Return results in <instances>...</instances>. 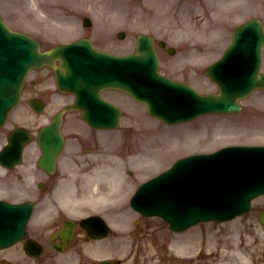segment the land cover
Wrapping results in <instances>:
<instances>
[{
    "label": "rangeland",
    "instance_id": "1",
    "mask_svg": "<svg viewBox=\"0 0 264 264\" xmlns=\"http://www.w3.org/2000/svg\"><path fill=\"white\" fill-rule=\"evenodd\" d=\"M201 2H195L194 4L193 3H189V6L190 8L192 9H196L197 6L198 7H201V5L203 4V2H205L206 0H199ZM209 1H212V0H209ZM214 1H217V0H214ZM235 0H232V2H234ZM262 0H257L258 3H260ZM39 2V1H38ZM25 3V0H0V7L1 9L3 10V12L5 13V15L8 17V19L13 23L15 22L16 24L20 25L21 23V20H20V17H21V13L20 11L16 8V5L17 6H20L22 4ZM62 1L60 0L58 5H61ZM16 4V5H15ZM97 4V5H96ZM224 4H226V2L224 0H219V5L220 6H223ZM57 5V6H58ZM95 5L99 8L101 6V2H98V1H95ZM100 5V6H99ZM227 5H232L231 1L227 2ZM35 6L37 8H39V10L41 11H33V17L35 16V13L36 12H39L41 14H43V11H48L50 8L49 7H46V6H43L42 5H38V4H35ZM126 6V2L125 0H122V4H121V8H124ZM253 6V5H252ZM102 7L104 8L105 5L102 3ZM112 8H116V7H112ZM43 10V11H42ZM201 10V9H199ZM58 11L60 13V16H61V19H60V24L61 25H65V22H64V19H65V13L59 8L58 6ZM258 13H263V11H257ZM246 13V11L243 12V14ZM44 15H49V14H44ZM203 15V14H202ZM187 17H190V16H187ZM41 21V20H39ZM14 24V23H13ZM47 22L43 21V30H45L46 32L48 31L47 29ZM17 26V25H16ZM210 27H207V29H209ZM203 30H206V27L203 26ZM40 32V31H38ZM42 33V32H40ZM42 34H47V33H42ZM225 35H226V31H225ZM229 37H230V33L225 37V39L223 41L219 40V41H216V42H220V44L212 47V48H207L205 49L204 47L201 49V53L198 54L199 58H202L203 59V65L205 66L214 56H217V55H220V52L222 51L221 48L222 46H224L227 41L229 40ZM205 49V50H204ZM122 50H125V49H122ZM186 50L182 49L181 50V54H182V57H181V54L178 55L179 58H183V57H189V50H187V52H185ZM163 58H164V62H163V67L164 66H171L172 63H175L176 61L172 59V57L168 54V53H164L163 54ZM183 60V59H182ZM38 76L41 77L42 80H50L52 79V74H51V71L49 69H46L44 71H41V72H38L37 73ZM206 80V79H205ZM207 82V80H206ZM195 85L197 82H194ZM198 83L201 84V81H199ZM205 86V85H204ZM207 87V86H206ZM261 95H257L256 98H259L260 99ZM263 100H264V92H263ZM135 103V102H134ZM131 106V105H129ZM131 109V108H130ZM129 109V110H130ZM56 110V109H55ZM144 111V110H143ZM247 108H246V112H247ZM245 114V112L243 113ZM247 119V118H246ZM245 119V120H246ZM129 117L128 115L124 117V120H123V123H128L129 122ZM223 122L221 125H222V131L225 133H223L222 131H218V130H213L212 126L214 127L215 126V123L214 122H209L208 126H209V129L207 130V133L208 135L206 136V139H203L202 143H200V147H202L203 149H209L210 147L214 146V145H218V143L215 141L216 140V137L217 136H221V137H224V136H231L235 133H243V134H247V135H250V136H254L255 137H262V132H263V128L262 126L260 127V125L258 124L257 126H254V124H247L248 126H240L241 128L237 127L235 122H230L228 123V120L223 118L222 119ZM251 122V120H250ZM208 123V122H207ZM206 123V124H207ZM214 123V124H213ZM262 124V123H261ZM107 135H111V136H116V135H120V134H107ZM261 140H258L260 142H263V137L260 138ZM254 142H257V141H254ZM151 162H154V160L152 161H142L141 163L139 162H134L133 166H135L137 169H140L141 170V175L140 177L138 178L141 179L143 177V170L144 169H147V168H151V167H157L159 164H154V165H151V166H143L144 164L147 165ZM130 166L128 165L127 168H129ZM159 168V167H158ZM155 169L156 171L159 170V169ZM155 171V172H156ZM134 188V185L131 186L130 188H128L126 191H124V194L121 196V202H124L126 201V197L128 198V194L130 193V191ZM130 190V191H129ZM126 192V194H125ZM121 194V193H120ZM256 205H259V206H263V203L262 201L257 200L256 201ZM77 212H80L79 210ZM259 208L256 210H254L251 214H248L244 217H239L237 219H234L232 221H229V222H226L225 224H220V223H216V224H211V223H205L203 224L204 226L201 227V232L198 233L200 235L198 236H201L202 235V238L203 239H209V244H207V248L206 249H197L194 251V253H197L200 251L201 253H207L209 250H211L210 248L213 247V242L214 240L217 239L218 236H223L225 238H228V237H231L232 239V242H237V243H240L241 242V245H240V248H239V251H241V255L232 258L231 260L230 257L229 259L227 260H220V258H225L224 256H222L221 253L219 250H217V253L213 256H215L216 258H207L206 256H203V257H200V256H197L198 259L200 260V263L199 264H254L253 261H255V257L256 258H259V261L262 260L261 264H264V259H263V255H264V227L262 226V224H260L258 222V216H259ZM127 221V220H126ZM126 221H125V225H126ZM38 221H36L35 225L37 226H41L37 223ZM131 222L130 219H128L127 221V224ZM253 232H257V236L256 238L254 239V236L255 234H253ZM163 233H166V236L164 235V237H162L161 239V243L160 244V241H156L153 243V241H150L149 238H145L143 240L144 242V246L142 247V253H141V256L138 257V261L140 262V264H177V261H175L173 259L174 256H176V253H175V250L173 248V246L176 244V242L178 241H185L189 238H192L191 236H193V234H190L188 236V238H186L185 236L183 235H172L173 233H171L170 237H168L169 235V231L165 230ZM252 233V234H251ZM196 235V236H197ZM111 237H114V236H111ZM110 237V238H111ZM80 239L82 237H79ZM107 239V242L111 241V244H114V245H111V250L114 252V256H116L119 252H121L122 250H126V248H128V245L125 241L123 242H120V241H114L112 239ZM250 239V241L252 242L253 245H246V242H249L247 241V239ZM79 239V240H80ZM76 241L72 248L67 252V253H71L70 254V259L66 256L64 257H59V261H61L62 263L66 264V262L68 261L67 264H79V261L81 258V264H95L98 260L95 258V257H89L88 255H86L87 252H90L93 248H95L97 250V245L100 243V242H95L93 243V245L95 246H89V247H86L84 246V244H82L83 242L81 241ZM190 241H194L193 239H190ZM105 243V241L103 242ZM107 245V243H106ZM245 245L247 246V248H245ZM256 247V249H255ZM209 249V250H208ZM221 250V249H220ZM252 250V251H251ZM83 251V252H82ZM85 251V252H84ZM129 252V251H128ZM178 254V253H177ZM139 255V253L137 254V256ZM167 255H171V262H168L170 261V259L168 258ZM179 255V254H178ZM233 255V254H231ZM252 255V256H251ZM3 256H6V252H0V257H3ZM109 256L111 255H107V256H103V257H100L101 259L103 258H109ZM194 258L196 256L192 255ZM179 258H176V259H180V256H178ZM46 258V257H45ZM67 258V259H66ZM99 258V257H98ZM250 258V259H249ZM44 259V258H43ZM197 259V258H195ZM226 259V258H225ZM236 259L240 262L238 263L236 261ZM100 260V259H99ZM95 261V262H94ZM180 261V260H179ZM188 263L186 264H195L194 260L193 261H187ZM0 264H3V263H0ZM61 264V263H60Z\"/></svg>",
    "mask_w": 264,
    "mask_h": 264
},
{
    "label": "bare ground",
    "instance_id": "2",
    "mask_svg": "<svg viewBox=\"0 0 264 264\" xmlns=\"http://www.w3.org/2000/svg\"><path fill=\"white\" fill-rule=\"evenodd\" d=\"M32 114V112L29 114V116ZM59 123V122H58ZM146 144H148L149 146H150V148H153L155 145H159V144H161L158 140H156V139H151L150 141H147V143ZM118 181L120 182V183H122L123 181L120 179V178H118ZM100 183V179H98L97 177H95V178H92V183H91V186H92V188H96L97 186H98V184ZM113 192V190H109V191H105L104 193H102L101 195H110V193H112ZM256 237L254 236V239H255ZM194 241H190V240H188V241H178V242H176V244L173 246V248H175V250L177 251V253L179 254V256H180V261H178L177 262V264H186V263H188L187 261H193L194 260V262H195V260H196V262H195V264H199L200 263V260H198V259H195L192 255H194L195 253H194V251L197 249V248H202V246H201V243H200V241H201V239L199 238V237H195L194 239H193ZM199 240V241H198ZM207 240L206 239H204L203 241H202V243H205ZM247 241H249V242H246V245L248 246V245H253L252 244V242L250 241V239L248 238L247 239ZM213 242V247L211 248L213 251H214V253H215V251L216 250H218V249H222L221 250V255L222 256H224L225 258H220V260L222 259V260H227V259H229V257H230V259L229 260H231L232 258H234V256L235 257H237V256H239V255H241V251H239V248H240V245H241V242L240 243H237L236 241L235 242H232V239H231V237H228V238H225V237H223V236H218L217 237V239L216 240H214V241H212ZM245 245V248H247V246ZM97 246H102V244L101 243H99ZM102 248V247H101ZM100 247L98 248V251H102V249H101ZM255 249H256V247H255ZM252 251V250H251ZM93 252V251H92ZM91 252V253H92ZM101 252H99L97 255H99ZM213 253L212 252H210V255H212ZM231 254H233V255H231ZM70 257L71 256H68V258L70 259ZM210 257V256H209ZM80 259V258H79ZM250 259V258H249ZM16 260L17 261H13V263L12 264H19L20 262V260L21 259H19V258H16ZM80 261H81V259H80ZM228 261V260H227ZM236 261L238 262V263H240L237 259H236Z\"/></svg>",
    "mask_w": 264,
    "mask_h": 264
},
{
    "label": "water",
    "instance_id": "3",
    "mask_svg": "<svg viewBox=\"0 0 264 264\" xmlns=\"http://www.w3.org/2000/svg\"><path fill=\"white\" fill-rule=\"evenodd\" d=\"M150 50H152V49L150 48Z\"/></svg>",
    "mask_w": 264,
    "mask_h": 264
}]
</instances>
